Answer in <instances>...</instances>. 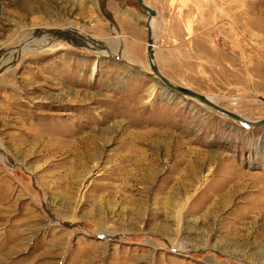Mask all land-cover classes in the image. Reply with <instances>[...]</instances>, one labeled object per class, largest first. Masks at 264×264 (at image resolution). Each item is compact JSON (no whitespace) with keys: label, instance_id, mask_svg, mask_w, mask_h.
Here are the masks:
<instances>
[{"label":"rangeland","instance_id":"obj_1","mask_svg":"<svg viewBox=\"0 0 264 264\" xmlns=\"http://www.w3.org/2000/svg\"><path fill=\"white\" fill-rule=\"evenodd\" d=\"M144 2L163 75L264 118V0ZM147 15L0 0V264H264V125L159 85Z\"/></svg>","mask_w":264,"mask_h":264},{"label":"water","instance_id":"obj_2","mask_svg":"<svg viewBox=\"0 0 264 264\" xmlns=\"http://www.w3.org/2000/svg\"><path fill=\"white\" fill-rule=\"evenodd\" d=\"M135 3L141 7L143 10L147 11L148 15L145 21V27L147 30V58H148V63H149V67L152 71V75L157 78V80L159 81L160 84H162L165 88H167L170 91H173L177 94H181V95H189L191 97H194L202 102H204L205 104H207L208 106H210L211 108H213L214 110L218 111L221 114L227 115L235 120H239L247 125H252V126H261L264 125V118L263 119H259L256 121H247L245 119H243L242 117H240L238 114L233 113L217 104H214L210 101H208L205 96L200 93L197 92L195 90H192L188 87L182 86V85H177L173 82H171L165 75H163L161 73V71L159 70L158 66L155 65V63L153 62V40H152V29H151V24H150V20L152 17H154L156 15L155 10L150 7L149 5H147L144 0H135Z\"/></svg>","mask_w":264,"mask_h":264},{"label":"crops","instance_id":"obj_3","mask_svg":"<svg viewBox=\"0 0 264 264\" xmlns=\"http://www.w3.org/2000/svg\"><path fill=\"white\" fill-rule=\"evenodd\" d=\"M147 5L149 4L147 3ZM149 6L155 10L156 15L153 17L155 18L154 20L156 19L159 20L161 17L159 16L157 9L151 5ZM167 10H169V7L166 8V13ZM164 22L167 23L166 29L163 30V33L160 35V38L163 37L166 43H170V44L176 43L183 45L185 43V40L188 38L187 31L185 29L184 20L180 19V17L176 14V17H171V18L166 17ZM152 29H153L152 40L154 43V36H155L154 26Z\"/></svg>","mask_w":264,"mask_h":264},{"label":"bare ground","instance_id":"obj_4","mask_svg":"<svg viewBox=\"0 0 264 264\" xmlns=\"http://www.w3.org/2000/svg\"><path fill=\"white\" fill-rule=\"evenodd\" d=\"M153 19H155V18H151V20H150V24H151V29L153 28ZM152 31H153V29H152ZM152 48H153V51H154V44L152 45ZM146 52H147V50H146ZM153 62L155 63V65H156V60H155V52L153 53ZM147 61H148V58H147ZM148 65H149V63H148ZM150 68V67H149ZM151 70V69H150ZM152 72V71H151ZM153 76V75H152ZM154 77V76H153ZM156 80H157V78H155ZM158 81V80H157ZM158 83H159V81H158ZM159 85H161L160 83H159ZM162 86V85H161ZM163 87V86H162ZM167 89V88H166ZM168 90V89H167ZM169 92H170V90H169ZM171 92H173V91H171ZM182 96H184V97H188V98H194V97H191V96H189V95H182ZM208 101H210V102H212V103H214V104H216V101L215 100H213V98H211V97H205ZM194 99H196V98H194ZM198 100V99H197ZM198 102H200V103H202V104H204L205 106H207V107H209V108H211L210 106H208L207 104H205L204 102H202V101H200V100H198ZM213 109V108H212ZM216 111V110H215ZM224 115V114H223ZM226 116V115H225ZM244 119V118H243ZM235 120V119H234ZM235 121H237V122H240V123H242L243 125H245V126H247V127H252V125H247V124H245V123H243V122H241V121H239V120H235ZM248 121V120H247ZM252 122V121H251Z\"/></svg>","mask_w":264,"mask_h":264}]
</instances>
